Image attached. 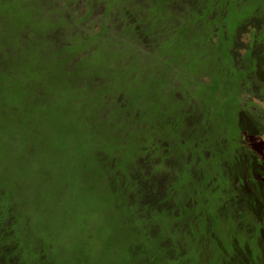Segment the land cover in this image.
Here are the masks:
<instances>
[{
    "label": "trees",
    "instance_id": "1",
    "mask_svg": "<svg viewBox=\"0 0 264 264\" xmlns=\"http://www.w3.org/2000/svg\"><path fill=\"white\" fill-rule=\"evenodd\" d=\"M18 1L51 16L42 0H0V264H232L235 256L236 264H264V162L245 140L264 134V111L252 114L243 97L264 89L255 85L264 77V0H82L93 10L85 17L99 10L118 26L115 48L126 47L123 65L143 69L132 74L142 81L109 100V80L94 77L87 97L45 103L7 89L25 74L32 93L38 74L49 72L33 61L45 36L7 12ZM245 5L254 17H241ZM245 19L261 26L237 61L232 49ZM69 47L59 55L70 53L65 71L81 93L83 69ZM177 76L182 94L172 87ZM111 132L130 147L114 146ZM91 213L108 234L88 235Z\"/></svg>",
    "mask_w": 264,
    "mask_h": 264
},
{
    "label": "rangeland",
    "instance_id": "2",
    "mask_svg": "<svg viewBox=\"0 0 264 264\" xmlns=\"http://www.w3.org/2000/svg\"><path fill=\"white\" fill-rule=\"evenodd\" d=\"M72 1L73 0L67 3L66 0H42L40 8L41 10H44L46 13L51 15L50 17H36L35 15H32L31 13H29V8L22 7L19 4V1L16 3L14 2L10 3V6L7 7L8 13H10V11H13L14 9L16 10L17 16H15L16 18L14 22L17 24L20 23L19 27L23 26L22 24H24L29 28L30 32L31 30H33L32 28L41 31V35L45 36V39L42 41H45V44H47L48 42V46H44V47L40 46V49L37 50V54H38L36 55L37 58H34L33 60L35 63H37V65L39 64V69L41 67H44L49 71L48 73L46 72V74H42V75L40 73L38 74L36 79L39 84L40 82H42L41 86L33 90L32 93L25 90L24 88L25 78L28 75L23 74L20 79H15L14 82L11 81L9 82L8 85L9 87H7V89H9L10 92H14L13 95L18 96V94H20L25 99L28 97L30 98L33 97L32 103L39 101V99H41V101H43L44 103L45 101L49 102V100L50 102H53L55 99H58L61 96H67L68 93L69 95H71L72 93H77L78 95L87 97V91H88L87 86L93 89L92 88L93 79L95 77L100 80V82L98 80L97 82L101 83L102 81L106 83L105 84L106 86H108L109 83L105 81L109 80L108 82H110V88H108L109 91L107 92L109 93L106 96L109 99V96L115 97L116 96L115 94H117V92L120 93L124 91L127 94L130 93L129 85L134 87L137 85V83L139 82L141 83L142 79H140V75H142L144 70L131 69L124 66L123 64L127 60V54L125 53L127 52L125 49L126 47L119 46L115 48L113 35L115 36L114 32L117 33L116 28L118 29V26L116 25L117 27L116 26L112 27V21L107 18L105 19V17H101L100 15L101 11L99 10H97L90 17H85L86 12L89 13L93 11L92 8H90L87 4L83 6L82 0H80L77 4ZM42 7H44V9ZM250 8L251 5L241 6L240 10L243 11L241 12L242 14L241 17L243 18L254 17L250 15L253 14L252 12H250ZM0 17H6L3 16L2 9L0 11ZM134 18L136 20L138 19V17H134ZM5 20L7 21V19ZM64 20L65 21L67 20L66 21L67 23H65ZM245 20L242 21V26H240L241 28L237 32L238 35L237 41L236 44L234 45V48L232 49L233 55L235 56V60L237 61L244 58L245 49L247 48V46L249 45L252 39L251 36L253 35V33H257L261 26L260 20L257 19H249L246 21ZM237 22L238 21L236 19H232L231 23L230 22L226 23L227 26L226 28L229 33H233L235 31L236 25H238ZM119 23H121L119 26L122 28L123 23L122 22ZM135 24L137 26H140L139 23L137 22H135ZM4 27H9V25L6 24ZM13 27H18V25H15ZM105 27L106 28L108 27L106 31L108 30L109 34L111 35L110 39L105 38L106 36H109V34H104ZM14 36L8 39L11 48L12 47L16 48V44H18ZM66 42H68V44H66ZM67 45L72 46L69 47L72 48V51L74 52L76 51L74 54V56L76 55V57L75 59H73V65L79 63L78 67L83 69V71L79 74V76L82 77L81 80L84 79L83 84L81 85L82 88L80 89L81 93H78L76 89L70 87L69 79H68L69 74H67L65 71L67 66V61L71 58L70 56H68L70 55V53H66L64 57H61L59 55L63 47ZM1 49H3L2 45H0V52ZM202 50H203L202 48H199L198 50L195 51L200 53ZM33 66H35V64H33ZM109 67H111L114 70L113 72L115 79L113 78V75L107 72L106 68ZM133 72L140 74L139 78L135 79L134 81L132 80V78H134L132 77ZM148 75H149L148 77L151 76L150 74ZM144 77L147 76L144 75ZM122 78H123V82L122 83L118 82L119 79ZM178 80L179 82L177 80H174L172 87L175 90L176 94H182L179 87V85L182 84L181 82L182 80H180V78ZM201 81L208 82L207 78H203ZM195 82L197 83L200 82V79L196 80ZM255 83L256 86L264 88V77L261 76L257 78ZM120 84H128V86L122 87ZM248 96L250 98V106L252 107L251 109L252 114L254 112H259L260 110L264 111V89H262L261 93H255V94L246 93L244 94L243 97L247 98ZM157 97L162 98V94L158 93ZM100 98L101 95H97V99ZM128 98L130 103L135 104L137 101V99L133 97V95L131 97V95L129 94ZM188 103H191L190 99ZM40 105H42L40 102L36 104V106H40ZM101 114L103 113L101 112ZM237 115L238 112H234L230 114L229 115L230 122H233L234 119L236 120ZM71 122H73V125L77 124L74 117H72ZM222 122L223 121L219 119L213 122V124L218 126ZM10 134L11 133H9V135ZM87 137L93 139L97 137V134L88 135ZM110 138H112L113 140V145L118 148H122V147L129 148L130 144L132 143L130 139L126 142H123L122 139L115 134V132L113 133L111 132ZM245 140L248 148L251 151L255 152V154H257V156L259 157V159L264 162V134L258 137L245 136ZM9 143L10 141L6 140V144L9 145ZM80 176L84 180L85 178L91 180L89 174L87 175V177L85 175L84 176L80 175ZM244 177L248 178L246 174H244ZM262 182H263L262 190L264 196V178L262 179ZM78 214L80 218L81 216L86 217V214L84 213L78 212ZM100 220L101 219L99 218L98 213L90 214L87 224V230H86L88 235L98 236L97 232L100 231L101 228L105 230V233L108 234L109 226L106 225V222L101 223ZM261 229H260V239L259 242L257 240V243H261L262 240H264V230L261 231ZM233 259L235 262H237L238 256H235ZM242 259L244 258L242 257ZM234 261H232V264H236Z\"/></svg>",
    "mask_w": 264,
    "mask_h": 264
}]
</instances>
